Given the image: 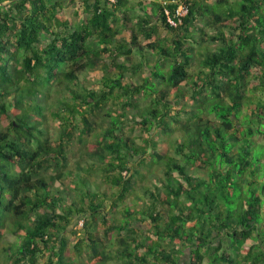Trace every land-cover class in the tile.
Returning a JSON list of instances; mask_svg holds the SVG:
<instances>
[{
    "label": "trees",
    "instance_id": "16d2710c",
    "mask_svg": "<svg viewBox=\"0 0 264 264\" xmlns=\"http://www.w3.org/2000/svg\"><path fill=\"white\" fill-rule=\"evenodd\" d=\"M76 1L0 0V264H264V0Z\"/></svg>",
    "mask_w": 264,
    "mask_h": 264
},
{
    "label": "rangeland",
    "instance_id": "374dc122",
    "mask_svg": "<svg viewBox=\"0 0 264 264\" xmlns=\"http://www.w3.org/2000/svg\"><path fill=\"white\" fill-rule=\"evenodd\" d=\"M58 1H62L64 2L63 3V6H64V10H63V13L65 15L66 18H68L71 22V24L73 25V23H77L79 22L81 19H83L85 16L82 12V9L79 7L80 3L79 1H76V3H68L69 0H58ZM155 1H161V0H130V4H135L137 5L134 9V14L136 15H142V6L139 5V3H141V5L143 4V6H147V7H150V4L152 2H155ZM164 1V0H162ZM208 4L212 3V1H207ZM197 26H200L202 27V22L201 21H198L197 22ZM207 34H211L213 32V30L211 29H208L206 30ZM162 35L166 34V31H161ZM126 39H129V35L128 33H125L123 35ZM195 40L197 41H200V37L198 34H195ZM146 42L145 41H142V46L143 48H145L146 50ZM192 46L194 48H198V45L197 44H192ZM214 46L215 44H213L211 46L212 50L214 49ZM165 70H167V67L165 65L164 67ZM197 66H196V63L194 62L193 65L190 67V72L192 73H195L197 72ZM147 70H144V73H146ZM101 75V72H86V73H83L80 75V80L82 79H86L87 82L89 84H91L92 86L95 87V89H98L99 88V84L97 83L98 79H99V76ZM126 78H129V80L133 83V84H140L141 83V77L140 76H130V75H126ZM181 90L182 91H185V89L187 88V85L185 84H182L180 86ZM186 94V93H185ZM190 93L186 94V99L185 98H181V101H180V106L178 107H175L174 110H177L181 107H184L188 104V99L187 97H189ZM139 106H145L147 104V101L140 98L139 99ZM175 112V111H174ZM128 117L130 118V120H132V117L135 116L136 117V120L140 121L139 118H137V116L135 115V112L132 110L130 112L127 113ZM182 116L185 117L184 114H182ZM210 119H214V116L213 115H210L209 116ZM128 122V121H127ZM237 124H239L238 122H236ZM58 121H54V120H51L49 119L48 120V123H47V132L49 133V135L51 136L52 140H55L58 136ZM105 125H109V119H105ZM119 133V132H118ZM125 133L126 134H130L132 137H134L136 139V142L138 144H141V140L140 138L145 136V132L141 130V127L139 125H134L132 122H128V127L127 129L125 128ZM154 135L156 134L155 132L153 133ZM155 139L156 141L159 143V146H158V152L162 155H165L167 153L171 154L173 157L175 158H180L179 155H177L174 151V148L176 146V140L178 141L179 140V133L176 132L174 133L171 137H166L164 135H161V134H157L155 136ZM256 140H260L258 138V136H255ZM175 141V143H174ZM72 145L74 146V149H75V156L71 155L73 157V159H76L78 157V154L82 152V150L80 149V147L78 146V144L76 143V141L72 142ZM15 173L19 171L18 167L15 166L14 167V170H13ZM187 171L190 172L191 174H195V172L188 168L187 167ZM48 174L50 175H53V171L50 170L48 172ZM200 175H202V173H199ZM57 187H61V184L59 182H56L55 183ZM102 184V183H101ZM103 188H104V185H103ZM140 224V225H139ZM82 225H83V220L81 219H74L72 225L70 227L67 228V238L69 240V242L72 244L74 243L77 238L79 236H82L83 235V230H82ZM139 226L143 225L141 223H138ZM143 228H145L144 226H141ZM72 230H75L77 232V234H72ZM94 230H97V223L94 225V228L92 229V231ZM97 235H101L100 232L97 233ZM15 241V238L13 236H7V242L10 243V242H13ZM85 259V263L88 264V259L86 257H84ZM186 258L184 257V259H182V262H185ZM108 264H120L119 262L117 261H109Z\"/></svg>",
    "mask_w": 264,
    "mask_h": 264
},
{
    "label": "built area",
    "instance_id": "2783aa9c",
    "mask_svg": "<svg viewBox=\"0 0 264 264\" xmlns=\"http://www.w3.org/2000/svg\"><path fill=\"white\" fill-rule=\"evenodd\" d=\"M109 1H110V2H114L115 0H109ZM187 12H188V10H187L186 5H184V4H180V5L177 7L176 11H175V16H176L177 18H181V17H184V16L187 14ZM166 14H168V13L166 12ZM168 23H169L171 26H173V27H176V26H177V22H175L174 20H172V19H170V18H168ZM180 23H181V21L178 20V24H180Z\"/></svg>",
    "mask_w": 264,
    "mask_h": 264
}]
</instances>
